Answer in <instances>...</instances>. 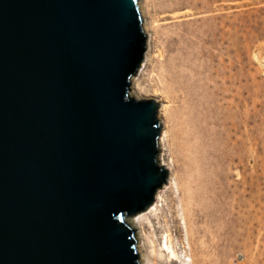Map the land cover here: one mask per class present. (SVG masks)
Instances as JSON below:
<instances>
[{"label":"water","instance_id":"95a60500","mask_svg":"<svg viewBox=\"0 0 264 264\" xmlns=\"http://www.w3.org/2000/svg\"><path fill=\"white\" fill-rule=\"evenodd\" d=\"M138 0H0V264H141L158 102L130 96Z\"/></svg>","mask_w":264,"mask_h":264},{"label":"rangeland","instance_id":"374dc122","mask_svg":"<svg viewBox=\"0 0 264 264\" xmlns=\"http://www.w3.org/2000/svg\"><path fill=\"white\" fill-rule=\"evenodd\" d=\"M139 2L149 31L146 55L132 78L149 91L144 99H161L151 94L164 86L166 61L180 55L188 63L179 69L193 80L234 88L235 95L232 122H215L216 116L202 121L207 137L192 173L161 166L167 187L156 214L136 226L129 223L132 216L125 218L134 230L139 262L144 255L141 263L264 264V0ZM169 108L168 117L158 121L161 132L167 126L172 137L166 147L170 166L171 153L178 156V107ZM162 153L158 145V159Z\"/></svg>","mask_w":264,"mask_h":264},{"label":"bare ground","instance_id":"6f19581e","mask_svg":"<svg viewBox=\"0 0 264 264\" xmlns=\"http://www.w3.org/2000/svg\"><path fill=\"white\" fill-rule=\"evenodd\" d=\"M138 5L142 19L143 17L145 19L143 5L139 2V0ZM142 25L144 33L148 34L149 30L147 22L145 21ZM182 53L185 54L184 50ZM146 57L147 56H145V59ZM187 63L188 61L186 59V55L176 56L173 60H171V62L166 61V65L164 64V74L162 75L164 86L160 91L154 89L155 91H153L151 95L161 97V99H152L156 102L163 100V102L159 103V117L164 115L168 117L170 114L169 106L171 103H176L178 107L176 116L177 131H175V146L178 156L173 157L171 153L173 161L170 163V167L167 163L169 154L166 147L170 145L172 137L166 128L167 126H165L158 139V141H160L159 145L162 147L163 151L160 159H158L160 160L158 165L160 167H164L167 171H170V168L173 171H175V169L180 170L181 168H184V171L192 173L191 170L195 167L194 165L196 163L194 161H197V159L201 157L202 141L205 137H207V132L205 131V127L202 125V121H204L208 116H216L215 122L221 120L220 123L224 125L227 124V122H232L233 113H231V109L235 105V95L233 91L234 88H230L229 90L216 82L211 85H205L204 83H198L196 80H193L187 72L179 69L180 66H187ZM211 86L213 89H210ZM205 88L209 89L211 96L206 95L204 90ZM148 92L149 91L145 87L136 82L135 78H132V84L129 92L131 97L136 100L144 99L142 95L147 96L149 95ZM189 177L193 178V175L191 174ZM194 179L195 178H193V180ZM165 187H162V189L156 193L154 203L147 207L145 212L133 215L132 218L129 219V223L132 226H136L143 222L145 215L156 214L155 212L158 211V204L160 203L159 198L161 197V192H163ZM127 225L132 228V226L128 223ZM166 247L170 250L171 255H175L171 246L167 244ZM144 258V255H141V262L145 261ZM150 262L151 263L148 262L141 264H156V262Z\"/></svg>","mask_w":264,"mask_h":264}]
</instances>
